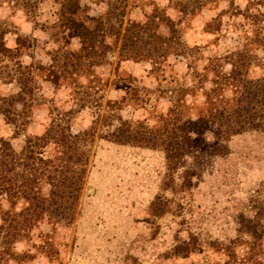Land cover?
<instances>
[{"label": "rangeland", "instance_id": "obj_1", "mask_svg": "<svg viewBox=\"0 0 264 264\" xmlns=\"http://www.w3.org/2000/svg\"><path fill=\"white\" fill-rule=\"evenodd\" d=\"M79 2L89 6V14L104 9L103 2ZM62 3L63 0H39L31 15L0 2L7 45L15 46L17 36H32L39 44L33 55L44 63L45 51L61 42L56 41L55 24ZM184 3L190 10L188 15L177 10ZM143 9L172 19L188 51L170 53L157 61L127 58L116 62L112 58L96 70L107 81L100 97L102 104H113L124 118L154 123L173 105V97H182L199 76L207 79L201 88L210 86L209 78L214 73L210 62H218L223 70L230 68L224 55L244 40L243 29L249 26L244 14L264 12V0H137L134 6L126 5V14L142 18ZM85 13L79 8L71 16L86 22ZM154 28L161 33L168 31L160 20ZM248 30L251 33L256 29L252 26ZM261 32L264 34V22ZM104 40L112 46L106 29ZM69 46L75 48L76 41L72 39ZM31 60L26 53L20 57L23 65L37 64ZM34 72L41 83V100L32 109L31 122L16 132L0 114V135L16 151L27 135L40 132L49 123L51 108L70 107L65 88L54 89L46 80V71ZM11 86L12 83H0V92H8ZM190 91L194 98L187 97L183 120L192 116L190 134L199 139L188 145L174 170L167 169L161 148L94 138L74 220L65 224L43 218L27 235L9 244V252L2 253L1 262L222 264L228 256L220 246L239 238L231 264H253L244 258L250 237L238 233L237 220L241 213L254 214V197L264 192V133L249 129L219 138L212 127L202 129L196 122L195 105H204L205 96L201 90ZM92 116V105L73 110L69 114L71 130L87 127ZM219 139L223 147L211 151L209 144ZM47 188L44 185L43 191L47 192ZM8 207L9 199L0 191V210ZM179 245L183 247L175 251Z\"/></svg>", "mask_w": 264, "mask_h": 264}, {"label": "trees", "instance_id": "obj_2", "mask_svg": "<svg viewBox=\"0 0 264 264\" xmlns=\"http://www.w3.org/2000/svg\"><path fill=\"white\" fill-rule=\"evenodd\" d=\"M38 1L0 0L31 15ZM91 1L103 2L105 10L89 14L87 4L63 0L55 24L56 41L61 42L45 51L44 63L33 55L39 45L36 38L17 36L16 45L9 46L4 38L6 26L0 21V83H12L8 92H0V114L5 120L14 125L16 132L31 122L32 109L41 100V83L35 78V69L46 71V80L54 89L65 88L66 101L70 104L68 109L51 108L49 123L40 132L27 135L19 151L0 135V191L9 199V207L0 210V264H3L2 253L9 252V244L27 235L43 218L65 224L74 220L94 138L161 148L167 169L174 170L188 145L199 139L190 134L192 116L183 120L187 97L194 98L192 88L201 90L205 96L204 105H195L196 122L202 129L212 127L219 138L249 129L264 133V34L261 32L264 12L244 14L249 26L243 29L244 40L224 55L230 65L228 70H223L218 62H210L214 72L209 78L210 86L201 88V83L207 79L199 76L190 90L182 97L172 96L173 105L160 113L154 123H149L142 118H124L113 104L101 103L107 81L102 80L96 67L110 63L112 58H116V62L127 58L157 61L170 53H185L188 48L180 31L176 23L161 12L154 15L143 9L142 18L126 14V5L134 6L137 0ZM180 6L177 10L188 15V5ZM79 8L86 12V22L71 16ZM159 20L167 25V33L155 30L154 24ZM252 26L256 30L250 33L248 29ZM105 29L111 34L112 46L105 43ZM72 39L76 41L75 48L69 46ZM24 53L37 64L23 65L20 57ZM202 74L205 75V71ZM90 105L93 106L90 124L71 130L69 114ZM209 147L216 151L223 146L219 139ZM44 185L48 186L47 192L43 191ZM18 198L21 200L17 202ZM253 202L254 214L241 213L237 231L250 237L244 258L253 264H264V192L255 195ZM239 240L232 239L220 246L228 256L222 264L235 260L234 246ZM181 247L176 246L175 251Z\"/></svg>", "mask_w": 264, "mask_h": 264}]
</instances>
